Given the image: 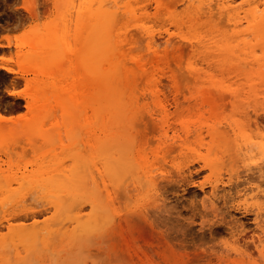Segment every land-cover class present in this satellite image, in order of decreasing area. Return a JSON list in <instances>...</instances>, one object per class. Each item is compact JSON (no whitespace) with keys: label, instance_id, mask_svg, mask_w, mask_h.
I'll list each match as a JSON object with an SVG mask.
<instances>
[{"label":"rangeland","instance_id":"rangeland-1","mask_svg":"<svg viewBox=\"0 0 264 264\" xmlns=\"http://www.w3.org/2000/svg\"><path fill=\"white\" fill-rule=\"evenodd\" d=\"M79 1L82 0H0V67L9 70L7 72L0 68V115L14 116L20 121H17V126L12 125L13 128L7 127L8 124L0 127V200L25 201L15 210L7 205L0 211V257L5 260L3 264H264V258L256 256L258 253L249 239L254 229L253 232L258 233L255 222L264 230V155L256 151V156L254 152L249 154V158L253 156V162L247 159L242 164L238 163L240 168L236 165L239 174L236 173L232 178V184L225 182L227 174H222V185L218 184L216 191L218 199L207 195V185L202 189L200 187L208 176V171L193 164L190 167L192 178L187 183L182 184L176 180L171 185L170 180L168 186L172 187L166 185L167 190H163L165 184L162 183L164 186H160L163 188L158 186L153 193H133V196L131 194L126 199L129 201L128 205L124 204L126 201L122 205L115 203L117 213L113 211L114 208H107L108 215L114 217L112 222L111 219L110 222L108 220L110 225H101L105 220L100 218L101 222L98 221L102 227H95L92 214L88 215L91 210L88 203L92 199L91 190L85 184H90L94 162L93 143L95 136L100 137V133L94 134L83 122L76 124L63 121L65 117L67 119L69 116L84 115L82 106L66 113L61 110L67 105L70 107L82 103L86 83L85 71L79 65L87 46L79 42L91 29L86 26L77 27L71 6H78ZM255 1L258 2H255L258 15H263L264 0ZM239 2L236 0L233 5L237 7ZM181 5L183 6L181 2L178 3L177 12L182 11ZM149 12L145 26L158 30L157 20L165 19L164 13L156 15L154 9ZM63 26L65 29L67 27V32L64 30L66 35L62 32ZM165 27L177 39L185 34L187 41L191 40L194 26L188 22L187 29L182 31L167 21ZM247 40L255 49V56L260 57L264 49L259 46L258 37L252 35ZM156 48L161 55L165 46L161 44ZM141 51H135L134 54ZM186 60L189 61V50L187 57L183 59V65ZM125 62H129L128 57ZM191 62L195 69L200 68L197 59H192ZM165 67V64L159 65L160 70ZM252 69L256 71L257 67ZM152 74L158 78L160 71L155 69ZM208 75L221 81V76L212 70L208 71ZM255 81L259 83L257 79ZM147 83L144 80L139 86ZM192 85L193 83L187 84V90L184 91L187 92V102L183 103L182 109H187V121L197 115L208 120L211 107L205 102L201 104L198 88H190ZM8 92L15 95L9 96ZM164 93L165 97L161 99H170L171 102V96L166 90ZM214 100L213 104L219 107L218 110L215 106L217 112L229 114L231 107ZM146 103L147 108L151 109L152 101L148 99ZM169 109L172 112V108ZM49 115L53 117L51 120L48 118L49 121H45L43 117L40 121L37 119ZM155 146L152 143L143 153L150 157ZM196 147L197 144L192 142L188 151L193 153L190 149L197 150ZM149 159L152 161L151 157ZM246 163L248 167L251 164L248 171ZM244 164L246 168L243 166V169L241 165ZM259 190L263 192L260 193ZM154 193L160 200H156ZM253 194L257 197H250ZM147 195V201L151 202L152 197L153 202L156 200L155 204L150 205L145 201L148 199ZM64 199L72 201L58 215L53 216L54 210L50 202ZM121 199H118L120 204ZM242 199L244 200L241 201ZM146 203L150 206H144ZM237 203L244 205L238 209ZM201 204L204 205L203 209L200 208ZM242 208H246L245 211ZM199 210L204 216L203 224H200L197 214ZM77 211H81L78 213L82 214L80 219L86 225L84 229L73 232L71 227L66 226L62 230L61 227L60 232L69 228L64 235L45 232L59 230L61 224L58 219L69 215L74 219L78 217ZM259 211L260 215H257ZM102 214L105 215V212ZM102 214L100 217H104ZM140 214L145 217L146 222H142ZM32 215L36 216L43 231L28 241L25 247L16 241L12 245L6 220L15 230H19L30 227ZM88 216L90 218L87 219ZM239 231V236L242 235L243 238L237 244L240 254L231 249L230 237ZM261 235L264 243V233ZM124 243L125 246L128 243L126 248ZM129 245L135 249L139 247L138 250L147 254L146 257L143 256H149L151 260L142 262V258L138 261L140 258L137 257H142L139 253V256L131 257L130 253L133 251L126 250ZM132 258H136V261L131 260Z\"/></svg>","mask_w":264,"mask_h":264},{"label":"bare ground","instance_id":"bare-ground-1","mask_svg":"<svg viewBox=\"0 0 264 264\" xmlns=\"http://www.w3.org/2000/svg\"><path fill=\"white\" fill-rule=\"evenodd\" d=\"M235 1L82 0L79 1L78 6H71L77 27L86 26L91 29L79 42L87 46L84 58L79 65L85 71L86 83L83 88L82 103L73 104L70 107L67 105L61 110L66 113L82 106L85 114L69 116L67 119L65 117L62 120L76 124L83 122L93 130L94 134L100 133V137L95 136L93 143L94 162L90 172L91 185L88 184L89 182L85 184L89 185L88 190H91L90 198L92 199L88 202L91 210L88 215L92 214L91 218H94L95 227L100 225L101 220L106 222L101 225H110L109 219L112 222L114 217L108 215L107 208H114L113 211L116 212V205H122L125 201L124 204L128 205L129 201L126 199H129L131 194L133 196V193L135 195H140L143 191L153 193L156 187H162L160 186L162 183L165 184L163 189L165 190L166 185L170 188L173 182L174 184L177 182L176 180L182 184L187 183L192 178L190 167L193 164L208 171L209 174L200 187L202 189L207 185L209 187L207 195L215 197L218 186L222 185L221 176L224 172L227 178H222H226L225 182L232 184V178L236 176L240 168L238 163L242 164L247 159L253 162L251 159L253 156L249 158V154L254 151L264 155V50L260 57H256L255 49L247 40L249 36H257L259 46L264 49V14L258 15L255 0H239L237 7L233 5ZM180 2L184 7L181 5L182 11L177 12V5ZM243 7L246 8L243 9ZM151 9H154L156 15L164 13L165 19L157 20L158 30L145 26ZM166 21L179 31L187 29V22L193 25L191 40L187 41L185 34L177 39L169 33L165 27ZM64 30L67 32V27L62 28V32L66 35ZM161 44L165 48L160 55L156 47ZM140 49L141 52L134 54ZM187 50H189V61L186 60L183 65ZM126 57L129 58V62H125ZM192 59L198 60L200 68H194ZM160 64H165L166 67L160 70ZM254 66L257 67L256 71L252 69ZM3 69L9 72L5 67ZM155 69L160 71L158 78L152 74ZM209 70L219 74L221 81L218 82L208 75ZM256 79L259 83H256ZM144 80L148 83L140 87ZM189 83H193L190 88H198L197 93L202 100L201 104L205 102L211 107L208 120L197 115L192 117H195V120L191 118L187 121V109L183 110L182 107L183 103L187 102V92L184 91L187 90ZM165 90L171 96V102H169L170 99H161L165 97ZM252 97L253 100H250ZM148 99L152 101L151 109L147 108ZM214 99L221 105L231 107L229 114L224 115L223 111L217 112L219 107L213 104ZM169 107L172 108V112ZM45 116L37 119L43 117L44 120L48 118L51 120L53 118L50 117L51 115L46 118ZM62 116L64 117L63 114ZM17 121H19L17 117L0 115V127L8 124L7 127L13 128L12 125L17 126L20 123ZM192 142L197 144V150L190 149L194 151L193 153L188 151V146ZM152 143L156 146L150 152L151 161L150 157L143 152ZM158 154L161 156L158 157ZM254 159L256 161L257 158L254 157ZM246 164L248 171L251 164L250 167L248 163ZM236 165L239 168H236ZM241 166L246 168L245 164ZM169 182L171 185L168 186ZM259 191L261 193L262 190ZM157 195L155 197L158 201L160 199H157ZM149 196L145 201L149 200ZM253 196L254 194L250 197L253 198ZM255 197H257L256 194ZM118 199H121V204ZM150 200L152 203L150 201L147 203L155 204L154 198L151 197ZM71 201L69 199L51 201L53 216L58 215ZM245 201H247L246 198ZM23 202H25L24 199L0 200V211L7 205H11L12 209L18 208V205ZM146 204L144 206H150ZM241 205L244 204L237 203L236 208L240 209ZM203 207L204 205L200 208L203 209ZM258 209L262 208L259 206ZM101 211L107 215L105 216ZM260 211L257 215H260ZM78 212V217L74 219L70 215L63 216L64 219L57 218L61 224L59 230L45 232L47 234L57 232L56 234L64 235L69 228L63 232L60 231L66 226L71 227L73 232L84 229L86 225L84 222L81 223L82 214H79L81 211ZM197 212L200 224H203L202 211ZM101 214L104 217H100ZM31 219L33 222L29 228L19 230H15L6 220L12 245L16 241L25 247L28 241L43 231L39 227L36 216L32 215ZM255 219L257 221V216ZM142 222H146L145 217L142 218ZM56 223L59 225L58 222ZM255 223L258 233L253 232L254 229L249 239L252 240L250 241L258 253L256 256L261 259V257L264 258V245H261L264 244L261 240L264 230L257 225L258 222ZM239 233L241 231L230 236L231 249L238 253L240 250L237 244L243 239ZM125 244L124 248L128 243L126 246ZM130 246L126 250L131 249L133 253L140 249ZM143 252L138 250L136 253L142 257H137L139 254L132 252L130 256L140 258L138 261L143 258L142 262L151 260L149 256L145 258L146 253L143 254ZM133 259L136 258L131 260ZM4 261L0 257V263L3 264Z\"/></svg>","mask_w":264,"mask_h":264}]
</instances>
